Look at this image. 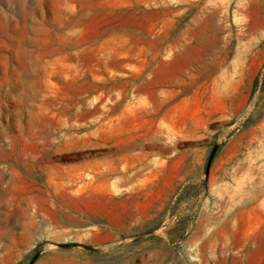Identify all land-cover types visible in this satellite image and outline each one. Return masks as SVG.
<instances>
[{"label": "rangeland", "instance_id": "1", "mask_svg": "<svg viewBox=\"0 0 264 264\" xmlns=\"http://www.w3.org/2000/svg\"><path fill=\"white\" fill-rule=\"evenodd\" d=\"M0 102V264H264V0H0Z\"/></svg>", "mask_w": 264, "mask_h": 264}, {"label": "crops", "instance_id": "2", "mask_svg": "<svg viewBox=\"0 0 264 264\" xmlns=\"http://www.w3.org/2000/svg\"><path fill=\"white\" fill-rule=\"evenodd\" d=\"M6 103L0 102V106ZM27 135L0 131V222L15 219V206L32 204L46 196V168L43 183L38 164L25 156L31 144ZM36 147V146H35ZM21 212L22 209H19Z\"/></svg>", "mask_w": 264, "mask_h": 264}, {"label": "water", "instance_id": "3", "mask_svg": "<svg viewBox=\"0 0 264 264\" xmlns=\"http://www.w3.org/2000/svg\"><path fill=\"white\" fill-rule=\"evenodd\" d=\"M215 152H216V149L215 151L213 152V154L210 156V159L208 161V164H207V168H206V175L208 177L209 173H210V169H211V165H212V162H213V159H214V155H215ZM36 259V258H35ZM33 263V262H32Z\"/></svg>", "mask_w": 264, "mask_h": 264}]
</instances>
